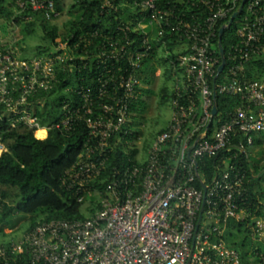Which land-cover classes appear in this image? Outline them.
Masks as SVG:
<instances>
[{
  "label": "built area",
  "instance_id": "1",
  "mask_svg": "<svg viewBox=\"0 0 264 264\" xmlns=\"http://www.w3.org/2000/svg\"><path fill=\"white\" fill-rule=\"evenodd\" d=\"M242 2L184 0L183 7L136 0L135 5L149 10L137 19L145 46L141 49L132 48L136 36L130 35L131 24L126 22L114 33L95 31L81 51L78 42L61 40L26 57L14 42L0 46V117L7 116L12 128H36L37 137L40 126L30 99L50 91L61 72L96 70L94 81L89 78L87 83L86 73L82 75L85 84L75 89L74 99L64 100L61 119L50 125L65 132L82 121L88 127V137L61 181L78 203L87 205L89 214L39 220L21 235L0 240V264H242L239 250L224 234L230 220L243 222L249 216V180L238 151L246 157L249 153L234 139L243 135L252 145L264 134V0L244 3L238 40L225 50L221 72L220 50L214 43L216 24ZM16 4L48 20L60 15L55 0ZM101 8L118 9L113 0H104ZM154 28L159 39L169 34L170 41L177 38L188 49L169 61L174 73L171 119L144 143L145 156L140 158L142 146L129 139L128 126ZM97 37L105 38L89 48ZM257 59L261 66L251 78L250 64ZM214 85L217 96L240 99L227 118L218 110L213 114ZM119 147L125 162L115 156ZM136 148L133 159L129 150ZM7 150L0 138V156ZM212 156L218 158L216 174L207 182L199 161ZM112 157L116 160L110 166ZM250 217L252 241L264 243V218Z\"/></svg>",
  "mask_w": 264,
  "mask_h": 264
},
{
  "label": "trees",
  "instance_id": "2",
  "mask_svg": "<svg viewBox=\"0 0 264 264\" xmlns=\"http://www.w3.org/2000/svg\"><path fill=\"white\" fill-rule=\"evenodd\" d=\"M104 0H74L70 5L68 13L69 19L65 23V30L59 33V28L53 20L44 18L40 12H32L29 9L20 10L16 4V0H0V18L11 20L17 25L22 26L21 38L13 40L14 44L23 50L22 44L25 40V35L34 34L37 29L43 31V43L36 46L33 54H41L45 52L51 44L57 40L70 41V43L78 42V51L83 50L85 40L92 37L95 31L99 34H105L109 31L117 32V26L121 22L131 24L130 35L136 36V41L132 48H144L141 42L142 33L136 29L137 19H141L149 13L148 9H142L134 4L136 0H113L117 6V10L106 12L101 8ZM140 1V0H137ZM184 0H159V4L168 5L178 4L183 6ZM11 5L14 8H11ZM185 6V5H184ZM183 6V7H184ZM55 8L58 12H62L63 0H55ZM196 9H194L195 11ZM192 13V10L189 11ZM232 12L223 20L216 24L217 36L214 39L215 45H218L219 29L222 25L229 23ZM240 15H238L230 27L226 28L222 35V44L226 52L231 43L236 42V30L240 25ZM153 38L151 39L150 52L143 59L142 67L139 70L141 81L147 85L152 84V75L155 73L156 64H158V45L164 42L165 62L168 61L169 77L174 80V73L170 66V59H175L179 53L174 52L175 43L181 42L177 38L172 37L170 41L169 34H165L161 39L157 36V28H154ZM99 36V35H98ZM105 37L93 38V44L89 47H96ZM3 44L0 31V46ZM20 50V52H21ZM22 56H30L23 55ZM219 56V54H218ZM261 66L260 59L253 60L250 64L248 76L257 77V69ZM261 72V70H260ZM86 73V82L94 81L96 70L91 71L84 69L81 73L61 72L57 75V81L53 88L48 92H41L32 97L29 101L31 107L35 110L39 126H47L48 134L45 138L36 136V128L29 129L23 127L12 128L8 124L7 116L0 117V138L5 142L8 150L0 156V184L4 186L16 187L15 198L12 203H0V233L11 222L13 216L17 213H22L24 217L30 219L28 229L34 226L39 220H50L54 218L77 219L84 218L86 213L82 210V204L78 203L71 192L67 191L62 184L61 178L63 174L76 161L84 142L88 137V127L85 122H80L76 129L71 132H65L60 128H51L52 123H56L61 119V106L64 100H72L76 97L75 89L79 88L85 82H82L81 77ZM224 75V74H223ZM223 75L219 76V82ZM71 77H75V86L71 83ZM90 78V80H89ZM213 79L211 86H213ZM140 89V88H139ZM67 90L68 97L59 96L49 101V97L53 94H60L61 91ZM165 98L172 101L174 93L172 90L163 88L161 90ZM39 99H44L42 103L37 102ZM139 99L134 100L131 104V114ZM219 115L225 114L228 117L229 113L240 104V99L235 96L219 94L216 98ZM45 105V106H44ZM130 114L131 130L129 139L136 140L140 136L132 130V115ZM216 116L217 117H219ZM163 130V129H162ZM160 130L159 132H161ZM158 133V132H157ZM242 141L245 144V149L249 153L248 157L244 153L239 152V158L243 167L247 170L248 194V212L249 216L243 222L230 220L224 234L227 243L239 250L242 264H248L249 248L253 243L250 236V225L253 223L251 215L264 218V193L261 192L262 181L260 175L264 173V134L260 133L255 137V142L249 145L243 135H237L234 142ZM115 156L121 161H126V154L120 147L117 149ZM235 151V149H233ZM232 151V152H233ZM138 149H130V156L135 159ZM229 154V153H228ZM116 158L112 157L111 163L115 162ZM200 168L205 171L207 182L216 174L215 165L218 163L216 156L207 157L199 161ZM96 186V185H95ZM98 186V185H97ZM100 187V186H99ZM4 198L7 197L6 192H2ZM238 237L236 241L235 238ZM260 244L255 250L251 251L259 260L260 264H264L261 258V252L264 254V243ZM262 245V246H261Z\"/></svg>",
  "mask_w": 264,
  "mask_h": 264
},
{
  "label": "rangeland",
  "instance_id": "3",
  "mask_svg": "<svg viewBox=\"0 0 264 264\" xmlns=\"http://www.w3.org/2000/svg\"><path fill=\"white\" fill-rule=\"evenodd\" d=\"M74 2V0H63V9L60 15L53 20L55 24H57L59 28V33H62L65 30V23L69 19L70 15L68 13L70 5ZM13 9L14 6L11 5ZM22 26L17 25L15 22L11 20H6L4 18H0V31H1V39L3 43H11L13 40L21 38L22 34ZM43 31L39 28L37 31L32 35H25V40L22 44L23 50L21 52L23 55H33V52L36 50V46L43 43L42 40ZM19 48V47H18ZM160 55H162L161 51H158ZM158 54V55H159ZM158 71V75H156V71ZM164 67L163 65L156 64L155 73L152 75V84L150 89L147 90V95L137 103L136 109L132 111V130L137 133L140 138L138 141V145H144V143H150L154 133L156 130L161 128L163 125L166 124L170 115H171V101L165 98L163 93L159 90V87L163 84L164 78ZM166 74V73H165ZM71 83L75 86V77H71ZM166 86L168 81H164ZM60 96L68 97L67 90L61 91L60 94H53L49 97V101H52ZM40 105V107H42ZM45 106V105H44ZM41 135L45 136L43 131H48L47 126L40 127L38 132ZM41 138V137H40ZM262 181V189L261 192L264 193V173L260 175ZM17 189L13 186H4L0 184V203L2 204L3 201L7 203H12L15 198V193ZM2 192L7 193V197L4 198L2 196ZM264 201V200H262ZM82 210L89 214V208L87 205L81 206ZM30 225V219L23 216L22 213H17L13 216L11 222L6 226L2 233H0V240H7L11 237H16L21 235ZM238 240V237L235 238ZM260 244L253 242L250 244L249 248V262L248 264H260L259 260L255 257V255L251 254L255 247H258ZM262 246V245H261Z\"/></svg>",
  "mask_w": 264,
  "mask_h": 264
},
{
  "label": "crops",
  "instance_id": "4",
  "mask_svg": "<svg viewBox=\"0 0 264 264\" xmlns=\"http://www.w3.org/2000/svg\"><path fill=\"white\" fill-rule=\"evenodd\" d=\"M154 34V33H153ZM153 38V37H152ZM165 47H164V43H160L159 45H158V51H161L162 52V55H160L159 53V55H158V57H157V59L156 60H158V64L159 65H163V67H164V71H163V75H164V78H165V80L166 81H168V84H167V86H166V84H165V80L163 81V84L159 87V90L161 91L163 88H167V89H169V90H172V87H173V82H174V80L172 79V78H170L169 77V65H168V61H166L165 62V60H164V58H163V56H165V50L166 49H164ZM187 49H188V45H187V43L186 42H178V43H175V45H174V52H176V53H179V54H182V53H184V52H186L187 51ZM158 71L159 70H157L156 71V75H158L157 73H158ZM166 73V74H165ZM150 87H151V85H147V84H145V83H143V81H141V86H140V89H139V92H138V96H137V99H139V101L141 100V98H143V97H145L146 95H147V90L148 89H150ZM136 99V100H137ZM171 114H172V103H171ZM171 119V115H170V117H169V119H168V121L166 122V124L165 125H163L161 128H159L158 130H156L155 131V133H154V135L157 133V132H159L160 130H162V129H164L165 127H166V125L168 124V122H169V120ZM43 133H45V136H38V137H41V138H45L47 135H46V132L45 131H43ZM153 135V136H154ZM146 145L144 144L143 146H142V152L140 153V155H139V157L140 158H142V156L144 157L145 156V150H146V147H145Z\"/></svg>",
  "mask_w": 264,
  "mask_h": 264
},
{
  "label": "water",
  "instance_id": "5",
  "mask_svg": "<svg viewBox=\"0 0 264 264\" xmlns=\"http://www.w3.org/2000/svg\"><path fill=\"white\" fill-rule=\"evenodd\" d=\"M246 2V0H243L241 6L238 8V10L231 16L230 20H229V23L227 24H224L221 26V28L219 29V39H218V46H219V50H220V55H221V64L219 65L218 67V71L221 72L223 71L224 67H225V64H226V58H225V49L223 47V44H222V35L225 31L226 28L230 27L231 24L233 23L234 19L242 12V9H243V5L244 3ZM214 98L216 99L217 98V91H216V87L214 85ZM217 110H218V106H217V103L215 102L214 106H213V114H216L217 113ZM203 188L206 192L207 190V185L206 184H203ZM202 216V210H201V213H200V216H199V220ZM188 264H190V260L188 262Z\"/></svg>",
  "mask_w": 264,
  "mask_h": 264
},
{
  "label": "bare ground",
  "instance_id": "6",
  "mask_svg": "<svg viewBox=\"0 0 264 264\" xmlns=\"http://www.w3.org/2000/svg\"><path fill=\"white\" fill-rule=\"evenodd\" d=\"M37 135L40 136L41 135V131H40V134H39V132H37Z\"/></svg>",
  "mask_w": 264,
  "mask_h": 264
}]
</instances>
